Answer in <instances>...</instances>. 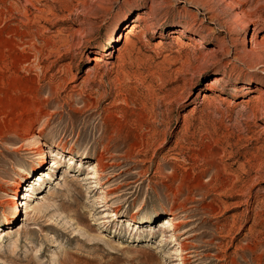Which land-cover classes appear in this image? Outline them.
I'll use <instances>...</instances> for the list:
<instances>
[{
    "label": "rangeland",
    "instance_id": "obj_1",
    "mask_svg": "<svg viewBox=\"0 0 264 264\" xmlns=\"http://www.w3.org/2000/svg\"><path fill=\"white\" fill-rule=\"evenodd\" d=\"M0 264H264V0H0Z\"/></svg>",
    "mask_w": 264,
    "mask_h": 264
},
{
    "label": "bare ground",
    "instance_id": "obj_2",
    "mask_svg": "<svg viewBox=\"0 0 264 264\" xmlns=\"http://www.w3.org/2000/svg\"><path fill=\"white\" fill-rule=\"evenodd\" d=\"M138 20L140 21V20H142V18L141 17H138ZM137 27H139V25H137L136 23L132 24L131 25V31L130 32L133 33L136 30ZM121 38H122L121 36H120V38H119V36H117V37L113 36L112 40L115 41V43H116ZM93 61L98 66V65H100L101 62H103V59L100 56H96V57L93 58ZM215 82H218V79H215ZM32 135H33L32 133L31 134L28 133L27 136H32ZM40 154L43 155V156L49 157L51 155H54V151L53 150H47V151L43 150ZM97 167H98V170H100L101 172H103L104 170H106L107 165L103 161H101V159H100V160L97 161ZM36 169L37 168H34L33 171H37ZM30 178H31V176L28 175V177L26 179L28 180ZM20 188H21V182H17L16 185H15V188H14V194H15V196L18 195V192H19ZM113 194L115 195V193H113ZM15 205L18 206V202L17 201L16 202H13L11 206L14 207ZM175 216H176V213L173 214L172 221L171 222L168 221L167 225H169V227H171L172 230H182V232L180 231L181 232L180 234L188 233V231H186V228H183V229L180 228L181 225H182V222H180L179 219L177 220V218ZM7 223H8V221H7ZM185 239H187V237H185ZM190 243L191 242H185V243H182L180 245V249L183 252H185V255H186V256L184 255L185 257L182 258L184 260V262L189 257H191V252H189V250H190L189 248L191 247L189 245Z\"/></svg>",
    "mask_w": 264,
    "mask_h": 264
}]
</instances>
